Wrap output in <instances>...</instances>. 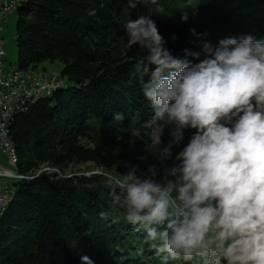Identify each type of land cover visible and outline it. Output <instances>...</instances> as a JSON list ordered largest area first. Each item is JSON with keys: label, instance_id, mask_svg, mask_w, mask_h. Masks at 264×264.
I'll return each mask as SVG.
<instances>
[{"label": "trees", "instance_id": "1", "mask_svg": "<svg viewBox=\"0 0 264 264\" xmlns=\"http://www.w3.org/2000/svg\"><path fill=\"white\" fill-rule=\"evenodd\" d=\"M227 1L242 9L230 23L236 38L264 39V0ZM191 4L142 0L132 9L128 0L21 2L15 25L17 66L37 69L43 62L60 61L66 85L40 97L10 124L16 191L0 218V264H83L82 257L92 264L185 263L156 257L159 242L148 240L145 229L126 219L123 198H115L106 177L119 178L133 167L139 174L149 164L163 168L153 155L148 130L140 127L152 115L139 83L148 76L137 67L148 53L126 47L124 25L150 17L164 47L184 58L185 49L199 52L190 31L193 21L181 19ZM88 9H96V15L88 16ZM117 113L124 114L122 122L114 120ZM192 131H186L181 146ZM118 135L124 139L117 141ZM163 139L167 143V132ZM72 163H92L100 171L65 175L62 170Z\"/></svg>", "mask_w": 264, "mask_h": 264}, {"label": "clouds", "instance_id": "2", "mask_svg": "<svg viewBox=\"0 0 264 264\" xmlns=\"http://www.w3.org/2000/svg\"><path fill=\"white\" fill-rule=\"evenodd\" d=\"M141 2L128 5L135 9ZM87 15L95 16L96 9ZM181 19L187 22V13ZM124 27L126 47L148 53L137 67L148 76L139 83L152 115L140 127L148 130L163 166L106 177L115 198H123L126 219L159 242L157 252L166 260L264 264V39L228 37L213 48L204 33L203 59L188 49L179 58L164 47L150 17L128 20ZM139 117L137 112L133 120ZM124 119L123 113L114 116ZM82 261L92 264L88 257Z\"/></svg>", "mask_w": 264, "mask_h": 264}, {"label": "rangeland", "instance_id": "3", "mask_svg": "<svg viewBox=\"0 0 264 264\" xmlns=\"http://www.w3.org/2000/svg\"><path fill=\"white\" fill-rule=\"evenodd\" d=\"M233 1L227 0H192L191 6L188 8V17L193 21L192 28L195 30V45L199 52H201V59H203L202 53V34L207 33L206 40L210 42L213 48L218 46V41L228 37H235V34L230 26V23L239 19L238 13L242 9L232 8ZM17 10L9 14L1 25L0 40L5 50V63L7 65L17 67V49L15 45V25L17 20ZM44 69L49 72H59L61 69L60 61L43 62L39 65L37 70ZM9 158V157H8ZM10 159V158H9ZM0 163L10 168L12 171V179L17 176L16 167L17 162H13L10 159V166L6 163L5 159L1 156ZM40 169V168H39ZM65 175H71L72 173L85 172L86 174L98 173L100 169L96 168L92 163H72L68 167L62 170ZM39 172V171H38ZM118 177V176H117ZM108 184V180L106 181ZM121 207L125 210V205L122 200ZM139 252L141 250L139 249ZM156 254V253H155ZM162 254H156L158 259H163ZM140 264H152V260L144 259ZM185 264V263H181Z\"/></svg>", "mask_w": 264, "mask_h": 264}, {"label": "built area", "instance_id": "4", "mask_svg": "<svg viewBox=\"0 0 264 264\" xmlns=\"http://www.w3.org/2000/svg\"><path fill=\"white\" fill-rule=\"evenodd\" d=\"M12 0H0V30L1 25L9 13V3ZM62 82V81H61ZM54 84V76H47L46 79H36L25 76L24 80H16L11 72L10 65L5 63V50H2L0 40V157L2 156L9 165L10 159L6 157L5 150L1 141V121H4L7 112L19 103H26L28 110L29 96L35 90H43L49 85ZM22 178H18L20 180ZM11 171L0 163V208L11 195L10 189Z\"/></svg>", "mask_w": 264, "mask_h": 264}, {"label": "bare ground", "instance_id": "5", "mask_svg": "<svg viewBox=\"0 0 264 264\" xmlns=\"http://www.w3.org/2000/svg\"><path fill=\"white\" fill-rule=\"evenodd\" d=\"M21 2L23 0H12L9 3V13L11 14L15 10L18 9ZM2 50H4L2 46ZM11 72L15 76L16 80H24L25 76H31L36 79H46L47 76H54V84L49 85L48 87L44 88L43 90H35L34 93H32L29 96L28 101V108L30 109V105L35 101H37L40 97L50 95L54 90L64 87L66 85V82L64 78L61 76V73L59 72H49L44 69H28V70H22L18 66H11ZM62 81V82H61ZM27 110V104L26 103H19L14 108L9 110L7 112V116L4 121H1V141L3 148L5 150L6 157H9L13 162H16L15 152L12 145V141L10 138V124L14 118V116L18 113L25 112ZM15 119V118H14ZM10 166V161H9ZM10 171V168H9ZM15 179H12V171H11V180H10V189H11V195H8L7 199L4 200L1 208H0V218L3 215L4 211H6V207L8 206L9 202L12 200V198L15 195L16 187L14 185ZM3 217V216H2Z\"/></svg>", "mask_w": 264, "mask_h": 264}]
</instances>
